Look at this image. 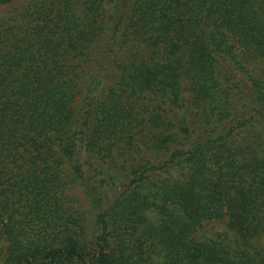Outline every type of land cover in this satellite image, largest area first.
Wrapping results in <instances>:
<instances>
[{
  "label": "trees",
  "instance_id": "16d2710c",
  "mask_svg": "<svg viewBox=\"0 0 264 264\" xmlns=\"http://www.w3.org/2000/svg\"><path fill=\"white\" fill-rule=\"evenodd\" d=\"M0 264H264V0H0Z\"/></svg>",
  "mask_w": 264,
  "mask_h": 264
}]
</instances>
